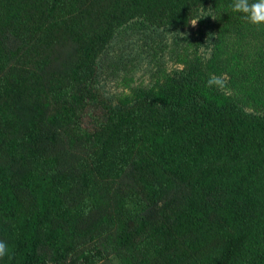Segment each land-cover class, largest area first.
<instances>
[{
    "label": "trees",
    "instance_id": "trees-1",
    "mask_svg": "<svg viewBox=\"0 0 264 264\" xmlns=\"http://www.w3.org/2000/svg\"><path fill=\"white\" fill-rule=\"evenodd\" d=\"M230 3L0 0V264H264V115L199 95L114 111L96 90L122 26L239 20Z\"/></svg>",
    "mask_w": 264,
    "mask_h": 264
},
{
    "label": "rangeland",
    "instance_id": "rangeland-1",
    "mask_svg": "<svg viewBox=\"0 0 264 264\" xmlns=\"http://www.w3.org/2000/svg\"><path fill=\"white\" fill-rule=\"evenodd\" d=\"M193 21L197 23L177 29L138 18L119 28L99 54V103L121 111L147 96L163 106L196 95L231 96L263 116L264 68L257 61L264 56L262 33L241 17L219 22L212 4L199 8ZM209 74L222 76L225 87H206Z\"/></svg>",
    "mask_w": 264,
    "mask_h": 264
},
{
    "label": "clouds",
    "instance_id": "clouds-1",
    "mask_svg": "<svg viewBox=\"0 0 264 264\" xmlns=\"http://www.w3.org/2000/svg\"><path fill=\"white\" fill-rule=\"evenodd\" d=\"M232 12L241 13V19L245 20L253 25L264 24V0H231L228 5ZM215 18V17H214ZM197 21H193L191 24L195 25ZM206 87L219 88L225 87V81L222 76L216 74H209L206 81ZM10 249L6 241L0 240V259L5 256H9Z\"/></svg>",
    "mask_w": 264,
    "mask_h": 264
},
{
    "label": "water",
    "instance_id": "water-1",
    "mask_svg": "<svg viewBox=\"0 0 264 264\" xmlns=\"http://www.w3.org/2000/svg\"><path fill=\"white\" fill-rule=\"evenodd\" d=\"M62 264H65L64 262Z\"/></svg>",
    "mask_w": 264,
    "mask_h": 264
}]
</instances>
